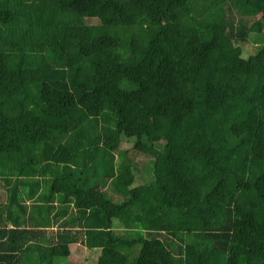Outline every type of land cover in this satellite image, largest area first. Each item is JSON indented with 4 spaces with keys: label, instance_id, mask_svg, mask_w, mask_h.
Wrapping results in <instances>:
<instances>
[{
    "label": "trees",
    "instance_id": "16d2710c",
    "mask_svg": "<svg viewBox=\"0 0 264 264\" xmlns=\"http://www.w3.org/2000/svg\"><path fill=\"white\" fill-rule=\"evenodd\" d=\"M40 177L0 264H264V0H0L6 225Z\"/></svg>",
    "mask_w": 264,
    "mask_h": 264
},
{
    "label": "crops",
    "instance_id": "0c3cea01",
    "mask_svg": "<svg viewBox=\"0 0 264 264\" xmlns=\"http://www.w3.org/2000/svg\"><path fill=\"white\" fill-rule=\"evenodd\" d=\"M18 165L16 164L14 166L15 169H17ZM20 168V167H19ZM15 174V178H16V171H14ZM4 174H10L9 171L5 170L4 171ZM27 176H19L18 179H28L26 178ZM41 179V185L40 187H38V190H34V195L31 196V187H36L34 185H31V186H25V191H21L20 192V197L18 199V201L16 202L15 206H14V209L20 213V215H14L12 216L13 219H16V216L18 219H20V222H18V224H15L13 222L12 223H8V225H6L4 223V221L7 220V216L5 214H0V229L1 228H14L13 226L17 225V230L20 231V236H19V240L20 241H23L22 245L24 247L28 246L29 244H31V240L33 239V234L31 233L33 230H37L40 228V226H38L37 224L34 225V221H39L41 220V215L38 211H33V204H35V200H38L40 199L39 195L42 191H44L45 189L46 190H49V184L47 186L44 185V182H43V179L40 177ZM20 185H22V183H20ZM18 185L17 188H20L22 189V186ZM102 190H105V188L103 187ZM31 196V197H30ZM7 201H8V196L6 194V185H5V182H3L2 180L0 181V208H2L3 206H5L7 204ZM23 204V205H22ZM24 206L25 208L23 209L22 206ZM22 207L23 209V212H20V207ZM72 208V207H71ZM1 210V209H0ZM73 210V209H72ZM69 213L71 211H68ZM53 215L54 214H51V218H53ZM64 219L62 218L61 221H63ZM46 221V216L43 215V222ZM61 221L60 220H57L56 223L52 224L51 227H42V228H45L46 231H43L45 232L47 235H50V242H56L57 240V230L59 228H63L64 226H62L61 224ZM47 226V225H46ZM67 226H81V224L79 223H76L74 225H67ZM77 228V227H75ZM27 236H30L29 237V240H27ZM21 237V238H20ZM23 237V238H22ZM53 246H57L58 247V242L57 243H54ZM70 254L68 255V260L73 262V263H88L90 264L91 261L93 260V257L95 258L96 254L94 253V251L83 245L82 243H79V242H74L72 243L70 246ZM80 248L82 249L80 254H82L81 256V259L79 260V262H75L72 257H73V254L74 252H72V248ZM84 251V252H83ZM25 258V257H24ZM58 262L60 263H63L62 259H58L57 260Z\"/></svg>",
    "mask_w": 264,
    "mask_h": 264
},
{
    "label": "rangeland",
    "instance_id": "374dc122",
    "mask_svg": "<svg viewBox=\"0 0 264 264\" xmlns=\"http://www.w3.org/2000/svg\"><path fill=\"white\" fill-rule=\"evenodd\" d=\"M243 49H244V55L245 56H247L248 55V53H252L253 52V45L251 44V43H246V44H244L243 45ZM123 144H122V148L123 149H125V148H127L128 146H130V145H132L131 143H132V141L130 140V139H125L123 142H122ZM97 162H95V163H93V166H96V164H98V160H96ZM91 171L92 172H95V169H91ZM81 172H82V169H80V168H77L76 169V174L77 175H79V174H81ZM84 172H85V174H84ZM91 172L88 170V169H83V174L84 175H89ZM99 189H102L101 187H99ZM70 249V248H69ZM81 250L82 249H80V248H72V252H74V253H72L73 254V257H72V259L75 261V262H79V260L81 259V256H82V254H80V252H81ZM70 252H71V250H70ZM84 252V251H83Z\"/></svg>",
    "mask_w": 264,
    "mask_h": 264
}]
</instances>
